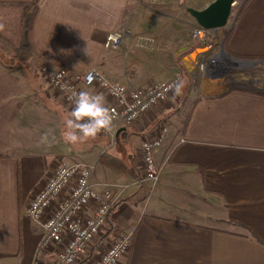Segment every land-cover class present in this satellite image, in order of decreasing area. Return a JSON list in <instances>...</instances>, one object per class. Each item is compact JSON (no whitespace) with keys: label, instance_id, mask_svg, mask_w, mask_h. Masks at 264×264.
I'll use <instances>...</instances> for the list:
<instances>
[{"label":"crops","instance_id":"crops-1","mask_svg":"<svg viewBox=\"0 0 264 264\" xmlns=\"http://www.w3.org/2000/svg\"><path fill=\"white\" fill-rule=\"evenodd\" d=\"M36 1L0 0V18L7 17L9 7L17 11ZM213 1H38L31 30L27 23L32 53L26 61L34 74L27 77L19 67H0V264H33L41 228L29 219L27 208L56 168L77 156L96 165V188L114 193L117 208L111 220L118 232L108 234L113 240L133 234L132 247L119 264H264V75L252 78L241 70L247 62L264 69V61L236 58H264V0H249L238 12L227 50L223 43L218 51L212 41L200 55L191 35L198 24L191 15L181 14ZM122 29L128 34L122 47L105 49L107 34ZM221 30L210 32V38L221 37ZM139 33L153 35L155 43L138 47ZM208 59H215L214 68L200 73L199 65ZM218 60L234 65V70L218 71ZM44 66L75 73L97 67L107 79L130 89L181 74L184 86L178 99L184 102L183 114H188L185 119L174 115L173 99L153 108L135 126L119 131L116 144L122 152L116 156L102 154L109 140L99 136L73 146L61 137L72 107L46 83L40 73ZM16 71L24 91L44 93L35 97V104L47 118L42 129L50 134L46 142L40 139L34 145H42L39 157L23 156L30 154L24 147L30 148L26 142L34 128L30 121L16 118V105L10 101ZM233 87L256 93H230ZM82 89L101 95L107 108L112 104L100 88ZM163 123L169 134L155 153L162 169L159 185L125 189L140 166L142 140ZM130 142L133 151L126 153L123 145ZM101 155L102 167L97 164ZM103 252L87 250L81 264H93ZM54 258L52 249L44 263Z\"/></svg>","mask_w":264,"mask_h":264},{"label":"built area","instance_id":"built-area-1","mask_svg":"<svg viewBox=\"0 0 264 264\" xmlns=\"http://www.w3.org/2000/svg\"><path fill=\"white\" fill-rule=\"evenodd\" d=\"M239 2L237 0L234 6ZM192 32L194 40L202 41L211 31L197 25ZM136 37V44L140 48L150 47L156 40L146 35ZM127 38L128 34L124 32H110L106 36L104 48L118 50ZM214 65L215 59H208L199 65L198 70L206 73ZM40 73L71 107V93L84 91L83 86H96L105 91L112 100L108 109L114 122L110 131H102L99 135L108 138L111 143L116 141L121 129L135 126L141 117L171 97L175 93V85L182 82V75L179 74L168 81L130 89L108 80L97 67L75 73L68 69L53 70L44 66ZM89 75L92 76L91 81L88 80ZM168 134L169 126L163 123L142 140L140 168L134 182L125 185V189L146 185L154 189L159 185L162 169L156 162L155 153L162 148ZM95 173V164L63 162L35 194L27 208L29 219L41 228V240L33 264H45L44 256L52 249H55V258L49 264H81V258L90 245L107 230L116 199L111 189L99 191L96 188L93 182ZM133 239L132 233H122L106 246L93 264H119L123 255L130 251Z\"/></svg>","mask_w":264,"mask_h":264},{"label":"rangeland","instance_id":"rangeland-1","mask_svg":"<svg viewBox=\"0 0 264 264\" xmlns=\"http://www.w3.org/2000/svg\"><path fill=\"white\" fill-rule=\"evenodd\" d=\"M198 1L199 2H204L206 0H198ZM244 1L245 0H240L238 5L234 6L233 11H232V16L230 18L229 25H228L229 28L226 27L225 29L220 31V33H223L221 37L218 34V35H216V39L213 40V39L210 38V35H208L209 44H212L211 42L214 41L216 43L214 48H218V51L221 50V47L223 46V42L225 43V39L226 38H224L225 36L223 37V35L228 33L229 30H231V28L233 27V25L235 23V19L237 17V14L239 12V7H240L241 3L244 2ZM7 15H9V14H7ZM10 15H11V13H10ZM181 15L186 17L187 15L189 16L190 14L188 13V11H185V12H182ZM18 19H19V17H18V14H16V13H13L12 16L8 19V20H10V22H8L7 18H5V19L0 18V30H1V32L3 34H8V39L14 41L15 44H16V45H14V42L13 43H7V42H5V41L0 39V67L4 66L7 70H10L7 65L12 66L14 69L16 68V70H18L19 69L18 68L19 67V62L20 61H26V60L29 61L30 54L32 53V50H31V47H30V44H29V40H28V36H27V33H28V25H27L28 20L26 18V20L24 21L25 26H24V28L22 30V33H21L22 35H21L20 31H19ZM122 32H123V29H122ZM192 33H191V35H192ZM20 35H21V41L18 43V39H19ZM138 35H146V36H151V37L155 38L151 34H141V33H139V34H137V36ZM199 42L200 41H198V40H194V43H196L197 46H198ZM198 49H200V51L198 53L200 55L208 51V47L198 48ZM194 50H195V48H194ZM202 50H204V51H202ZM220 61L221 60H218V64H219V68H220L219 71H221V72L225 71V73H226L227 67L229 68L227 72H230L231 70H234V65H230V64L225 63L224 61L223 62H220ZM244 66L246 68H248L249 70L244 68ZM13 68H11V70ZM241 70H244L245 73L249 74L250 77H252V78H255V76H253V75H257V77H258V75L260 77L262 75H264V69L263 68H261L260 66H256L255 67V66H253L251 64L242 65ZM7 72H9V71H7ZM15 73H16V74H14V77H15V81L14 82H15V84L11 85V87L14 86V88L11 90V93L15 94V96L12 97L10 101L14 102L15 105H16V118L18 120L19 119L20 120L26 119L27 121H30L31 127L34 128V133L29 132L30 141L26 142L27 146L30 147V148L24 147V150L27 151V152H30V154L23 155V156L39 157L38 154L40 152L39 150L42 149V145H40V146H34V145L38 144V140L41 139V136L43 134H47L48 136L50 134V132L47 131L46 129L45 130L42 129L43 124H45V126H46L47 118L45 119V118L41 117L43 115V110H42V108H40L38 105L35 104L36 103L35 102V97L42 96V95L44 96V93L42 92V90H39L40 94L31 93V91H30L31 94H29L28 92L24 91V89L21 86V83L19 81V73H18V71H16ZM226 74H228V73H226ZM38 75H40V74L38 73ZM38 80L40 82L44 81L41 75L38 76ZM46 83L49 84L48 81ZM180 94L177 95L176 93H174L171 97H169L166 101H164V103H166L167 101H171V99L177 101L176 102V106H175V108L173 110L174 111L173 114L177 115V116L181 115V116H183L182 118L185 119L187 114H188V112L186 111L183 114L184 102H182L181 100L178 99ZM191 102H192V99H189L186 109H188V106L191 104ZM9 109H10V107H9ZM48 115H46V116L48 117ZM33 119H35V120H33ZM31 121H32V123H31ZM165 124H167V123H165ZM130 132H131V130L128 129L125 133H126V135H128ZM97 136L102 137L99 134ZM106 139L108 140V138H106ZM58 140H59V138L57 137V141ZM62 141H64V140L62 139ZM83 144H81V145H83ZM32 146H34V147H32ZM123 147L125 148L126 153H129V152L133 151L132 150L133 149V143L132 142L127 143L126 145H123ZM121 148H122V146L117 145L116 141L114 143L110 142V145L107 146V148H105V150L102 152V154L107 152L108 155L116 156V155H118V154H120L122 152ZM70 158L71 159H76L74 161L77 162V163L86 162V164H88L89 162H91L85 157L77 156V157H70ZM74 161H69L68 163H72V162L75 163ZM98 163L101 164V167L104 165V157H103V155H101L99 157V159H97V164ZM139 168L140 167H138V170H139ZM112 241H114L113 237L111 235H109L107 231H105L101 237H98L96 239V241L93 242L90 245V247L88 248V252H91V251L95 250L96 248H97V250L99 252H103L104 251L103 247L108 246Z\"/></svg>","mask_w":264,"mask_h":264},{"label":"clouds","instance_id":"clouds-1","mask_svg":"<svg viewBox=\"0 0 264 264\" xmlns=\"http://www.w3.org/2000/svg\"><path fill=\"white\" fill-rule=\"evenodd\" d=\"M92 80V76H88ZM183 83L175 85V93L179 95ZM73 107L64 121V130L61 133L62 139L73 145L79 146L90 139L97 137L102 131H110L114 117L105 106L104 98L98 94H91L88 91H73L71 93ZM48 135L41 136V142H46Z\"/></svg>","mask_w":264,"mask_h":264},{"label":"trees","instance_id":"trees-1","mask_svg":"<svg viewBox=\"0 0 264 264\" xmlns=\"http://www.w3.org/2000/svg\"><path fill=\"white\" fill-rule=\"evenodd\" d=\"M38 1L39 0H37L33 5H27V6H23V5H21L22 7H20V9L19 10H14L13 9V7H9V8H7L5 5V7L7 8V9H5V11L6 12H8L7 14H9V15H7V20L12 16V14L13 13H16V14H18V17H19V19H18V25H19V31H20V34L22 33V30H23V28H24V26H25V23H24V21L26 20V18H27V20H28V23H29V30H31L32 29V24H33V20H34V16H35V14H36V12H37V9H38V7H37V5H38ZM248 1L249 0H245L241 5H240V7H239V14H240V12L244 9V7H245V5L248 3ZM0 7H1V5H0ZM10 13H11V15H10ZM8 22H10V20H8ZM232 30H230L229 32H228V34H227V37H226V39H225V43H224V49L225 50H227V44H228V41H229V38L231 37V35H232ZM22 35V34H21ZM21 35H20V37H19V39H18V43L21 41ZM0 39L1 40H3V41H5V40H7V42L8 43H13L14 41H12V40H9L8 39V34H3L2 32H1V30H0ZM208 37H206L204 40H202V41H200L199 42V44H198V47L199 48H205V47H207L208 45H209V41H208ZM14 45H16L15 44V42H14ZM236 58H238L239 60H261V61H264V58H257V57H245V56H238V57H236ZM19 68L22 70V71H24V73L26 74V76L27 77H30L31 75H33L34 73L32 72V68H31V66L28 64V62L27 61H20L19 62ZM247 91V92H254L253 90H251V88H245V89H242V88H239V87H233L232 89H230V93H232V92H235V91ZM254 93H256V92H254ZM189 120H190V116L188 117V121L187 122H189ZM105 138V137H104ZM109 140V139H108ZM109 145H110V140H109ZM108 145V146H109ZM117 208V206H115L114 207V209L112 210V212H111V214H110V216H109V219H108V227H107V232H118V230L116 229V227H115V225H114V222L111 220V216H112V214H113V212L115 211V209Z\"/></svg>","mask_w":264,"mask_h":264},{"label":"water","instance_id":"water-1","mask_svg":"<svg viewBox=\"0 0 264 264\" xmlns=\"http://www.w3.org/2000/svg\"><path fill=\"white\" fill-rule=\"evenodd\" d=\"M237 0H214L201 10L188 9V13L194 18L197 24L206 31H218L225 28L231 18L234 4ZM200 49L197 50L199 53ZM204 51V50H202ZM223 54H227L223 51ZM192 58L196 57V54L191 55ZM235 62H240L235 60ZM242 63V62H241ZM247 62L246 64H249Z\"/></svg>","mask_w":264,"mask_h":264}]
</instances>
